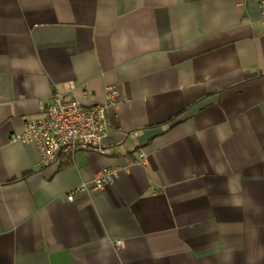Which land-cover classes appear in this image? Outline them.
<instances>
[{
	"label": "crops",
	"instance_id": "1",
	"mask_svg": "<svg viewBox=\"0 0 264 264\" xmlns=\"http://www.w3.org/2000/svg\"><path fill=\"white\" fill-rule=\"evenodd\" d=\"M108 86V155L10 141ZM0 264H264L258 0H0Z\"/></svg>",
	"mask_w": 264,
	"mask_h": 264
},
{
	"label": "built area",
	"instance_id": "2",
	"mask_svg": "<svg viewBox=\"0 0 264 264\" xmlns=\"http://www.w3.org/2000/svg\"><path fill=\"white\" fill-rule=\"evenodd\" d=\"M258 2L264 23V0ZM119 99L120 92L115 86L106 87L105 102L93 106L56 93L44 110L46 117L27 121L24 131L11 134L10 141L34 145L41 165L48 168L61 159L73 161L80 152L108 155L109 150L102 144L107 132V111L115 107ZM117 174L115 170L104 168L96 173L91 187L83 184L75 192L105 190ZM73 193L68 196L71 202ZM122 246V241L115 243L116 248Z\"/></svg>",
	"mask_w": 264,
	"mask_h": 264
}]
</instances>
